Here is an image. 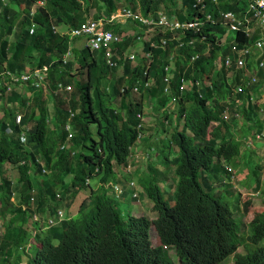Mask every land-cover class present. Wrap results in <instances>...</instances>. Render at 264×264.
I'll list each match as a JSON object with an SVG mask.
<instances>
[{"label": "trees", "instance_id": "16d2710c", "mask_svg": "<svg viewBox=\"0 0 264 264\" xmlns=\"http://www.w3.org/2000/svg\"><path fill=\"white\" fill-rule=\"evenodd\" d=\"M35 1L4 0L0 4V70L20 74L45 64L52 93L59 81L72 85L73 90L68 93V108H55L53 129L48 125L41 92L35 98L37 114L34 109L27 111V100L12 107L6 105V100L1 108L0 217H9V220L4 224L0 239V264H6L9 258H13L12 264H19L21 254L17 249L32 237L39 241L28 254L27 264H173L170 248L174 249L179 264H221L230 255L233 264H264V198L263 208L242 224L235 218L239 193L227 195L231 192L229 182L233 174L227 165H232L238 155L244 156V146L249 156L256 151L244 145L246 136L235 135L233 126L243 125L242 130L262 133L261 107L257 100L245 103L248 87L244 84L246 77L242 69L235 66L228 69L223 65L220 71L214 72L217 57H233L232 45L239 49L259 36L256 25L249 37L244 32V20L232 29L224 16L228 10L240 18L250 16L248 0H201L200 3L182 0L179 8L174 7V0H138L144 13L155 10L164 1L170 20L190 19L198 13L202 23L197 29H184L183 34L178 33V38H170L169 31L165 48L161 43L165 32L159 28L148 39L140 38L144 54L133 64L122 52L144 34L145 27L140 25L134 34L116 43L120 58L112 56L116 61L112 66L105 60L97 63L94 53L102 57L103 51L83 46V42L79 43L82 36L60 34L52 27L59 23L69 27L81 24L90 0H44L43 4ZM94 1L97 5L99 0ZM105 1L110 13L116 3ZM128 5L137 8L135 0H128ZM31 22H35L32 32ZM104 26L114 29L113 22H106ZM114 31L120 33L121 26ZM69 47L81 68L79 73L75 71L74 59L63 61L62 56ZM33 53L38 55L36 59ZM192 55L195 57L191 58ZM164 62L172 63L169 93L164 90ZM118 66L122 74L118 81H113ZM200 70L211 79V87L194 86L190 92H180V78L194 79L192 74L197 77ZM83 71L84 81L71 75ZM229 71L230 77L227 76ZM258 78L261 82L264 80V66L259 69ZM238 84L243 87L241 92L234 91ZM14 85L28 92L35 91L28 81ZM137 85L139 91L134 92ZM133 93L140 94V98L135 99L137 95ZM145 94L146 98L154 97L158 107L165 111L163 122L168 121L167 106L174 101L176 118L183 120V125L167 136V149L176 145L179 155L172 156L165 145L158 153L159 161H155L154 166L149 163V170L135 181L134 175L122 167L127 166L132 148L144 132ZM18 95L12 91L9 101L13 103ZM226 109L230 113L228 120H225ZM16 111L24 112L21 124L14 121ZM31 122L34 124L25 132L26 142L22 144L18 139L21 126ZM67 123L73 127L71 138L65 129ZM7 127L12 130L10 135ZM66 138L70 139V145L65 147ZM159 163L160 168L156 166ZM7 166L18 170L15 180L9 176ZM117 167L121 174L117 173ZM263 167V161H258L249 170L256 187L261 182ZM132 182L143 186L144 193L152 200L151 209L157 215L131 212L128 216L121 215L119 197L135 191L133 195L139 200L141 190L125 186L129 183L135 187ZM168 182L172 187L170 191L164 188ZM80 191L85 193L81 194L76 210L71 209L72 202L68 203V214L73 215L67 214L63 219L48 223L46 229L42 228L45 221L32 217L35 213L54 214L58 194V197L73 198ZM13 195L15 202L11 199ZM232 198H235L234 210ZM251 204L250 198L244 199L240 210L247 213ZM26 223L31 224L34 231L26 228ZM152 225L160 238L157 245L151 240ZM253 243L255 247L250 248ZM241 245L245 247L244 252L237 250Z\"/></svg>", "mask_w": 264, "mask_h": 264}, {"label": "rangeland", "instance_id": "374dc122", "mask_svg": "<svg viewBox=\"0 0 264 264\" xmlns=\"http://www.w3.org/2000/svg\"><path fill=\"white\" fill-rule=\"evenodd\" d=\"M114 3H116V6L121 7V6H129L128 5V0H113ZM165 2L162 1L159 6L155 9V10H160V11H166V8L164 6ZM84 5H86L84 3ZM182 5V0H174V7L175 8H179ZM88 7V12H87V16L88 17H92V18H99L101 16H105L107 17V2L105 0H99L98 4L96 5V2L94 0H90V4L87 5ZM140 11H143V8L140 7L139 9ZM100 14L101 16L99 17H95V14ZM87 17V18H88ZM174 20H178V18H173ZM122 20V19H121ZM108 23H112V21L108 22ZM116 26L114 27L113 30L117 29L118 26H121L122 31L119 33V35L122 37V35H126V34H131L133 32L136 31V27L133 26V22L129 21L126 23H120L117 24L115 23ZM59 29L61 31H68L70 29L69 26L64 25V24H60ZM138 28V27H137ZM159 29L163 30L165 32V35L163 34V36L161 37V43L163 48L166 47L167 43L169 42V31L166 30V28L164 27V25H160L158 27ZM174 32H178L180 34H183V30L182 29H175ZM150 37V33L148 32H144V34L142 35L141 39H148ZM13 36L11 37V40H13ZM225 38H222V41H224ZM138 41V42H137ZM83 42L82 44H84V38L82 37L81 39H79V43ZM143 47V42L141 40H136L135 44H131V47L129 48V51H131V53L133 51H135L137 53L136 58L133 59V64H135L138 59L137 57H139V55L144 54V51H142ZM146 55H148V58H151V54L147 53ZM257 55V53L252 55V61H246L245 65L243 66V68H241L245 74H249L252 72V69L250 68V66L247 64L249 63L250 65H253V61H255V56ZM38 57V55L36 53H33V59H36ZM73 55L70 54L69 56H67V59L70 60L72 59ZM75 63V71H77V73H79V71L81 70L79 63L77 61V59H74ZM102 57L98 56L97 61L101 62ZM172 66V64H171ZM234 65H232L233 68ZM0 70V72L4 71ZM163 71H164V77L165 75H167L169 73V63L164 62L163 64ZM200 72H202V70H200ZM122 74V68L121 66H118V68L116 69V72L113 76V81H118V79L120 78ZM71 75H74V79H81V80H85L86 79V74L85 71L82 72V74H75L72 73ZM155 79L152 78L151 82L154 83ZM263 83V82H261ZM184 84V83H183ZM186 87H188L190 85L189 81L186 82ZM203 86V84H201V87ZM72 90H73V86L71 85ZM110 90V88H109ZM187 90V88L185 89ZM13 92L18 93L20 95H18V98H15L13 101L15 103L10 102L9 98L6 102V105L8 107H12L15 104H18L21 100H27V111H30V109H34L35 114L38 113V109L36 107V102L35 98L37 97V95L39 94V92H41L42 94V98L41 100H44V106L47 108V114H48V125L50 129H53V124L52 121L55 117L54 114V110L56 107H62L64 109L68 108V93H64V92H57L54 91L53 93L48 90L46 87H44V89H37L34 92H28L27 89H25L24 87L21 86H17L15 88H13ZM134 95H137V93H133ZM257 98H256V97ZM140 98V94L137 95L135 97V99H139ZM106 99L108 100V94L106 95ZM256 99L261 103L264 104V91L261 90L258 93H255L254 95V100L256 101ZM118 99L114 102L115 106L118 105ZM145 104H144V112H143V116H142V125L144 127V131L141 134V138L139 139V141L137 142L138 145H136L135 147L132 148V153L130 158L128 159V164L127 166L122 167V170H124L127 173H133L135 172L133 175L136 181H138V178L140 176H142V174H144L145 172H147L149 170V163H151V165L154 166L153 163H157V161H159V155L158 153L162 151L163 148H165V145H167L166 149L168 148V142H167V136L169 134L172 133V131L174 130V128H176L177 126L180 128L183 125V120L178 121V119L176 118V103L174 101H170L168 104V113H169V118L168 121L163 122V116H165V111L162 108L158 107V103L157 100L154 97H148L145 100ZM251 101H253V98L251 99ZM113 102V101H112ZM188 104V103H187ZM2 113V109H0V115ZM261 115L264 114V112L260 113ZM262 120H264V115L262 116ZM165 123V124H164ZM34 123L31 122L30 125L27 126L28 129L31 128V126ZM92 125V124H91ZM26 125H22L21 128H25ZM66 126V125H65ZM243 125H240V127H234L233 132L235 133V135L237 136H241V135H245L247 138L249 135L252 134V130L247 131V130H242L241 127ZM69 129L71 132H73V127L71 126V124H69ZM91 129L95 132V127L92 126ZM27 130H25L26 132ZM56 130L53 131V135L55 134ZM185 132H188L189 134H191V132L189 131V129H185ZM244 140V139H242ZM70 145V143H66L65 147ZM245 145V143H244ZM256 151L255 153H251V155H248V150L247 148L244 146V156L242 154L238 155L236 158V161H232V165L228 164L227 166H231L233 167V171H231L232 177L230 180V188H231V192L227 195H235L237 193H239L238 196V201H237V205H235L236 210H235V218L243 224L246 223L247 221H249L252 216L253 213L256 211H260L263 208L262 205V198H264V167L262 168L261 171V182L259 184L258 187H256V182L255 179L249 175V170L255 165V163H258V161H263L264 164V140L262 141H256L254 145H252ZM167 152H169L172 156L173 155H179L178 153V148L176 145H172L169 149H167ZM157 167H161V163L156 164ZM117 173L121 174L122 171L120 169V167H117ZM6 170L9 171V176L15 180L18 177V170H16V168L12 167V166H7ZM173 174V172H172ZM170 182V181H169ZM168 184L164 185V188H166V190L170 191L172 190V187ZM171 183V182H170ZM129 186V187H133L136 190H141V193L139 195V200H136V198L134 197L133 193L135 192H130L128 194L122 195L121 197H119V200H117L118 202V208L119 211L121 213V215L124 216H128L129 212L131 213H144L147 214L151 217L157 215V212L153 211L151 209V205H152V200L146 195V193H144L143 191V186L141 184H137L136 182L133 183L134 186H130V184L125 183V186ZM128 187V188H129ZM224 188V187H223ZM256 191H258V193L256 194H250V193H255ZM85 191H80V193H78L75 197H70L69 195H67L65 198L62 197H58V195L56 196L57 201H58V208L63 209V211L65 212V215L68 214L69 212V207H68V203H71V209L72 210H76L77 204L80 201L81 198V194H84ZM138 196V193L135 195ZM226 196V194H225ZM143 197V199H142ZM227 197V196H226ZM141 198V199H140ZM169 198V197H168ZM246 198H250L252 201V204L250 206V210H248L247 213H243L240 210L241 205H243L244 203V199ZM12 201H16V197L13 195L12 196ZM173 198H169V200H172ZM234 199L232 198L231 203H232V209L234 210ZM139 201H141V204L139 203ZM138 204V205H137ZM137 206H139L140 209H136ZM149 209V210H147ZM10 214V213H9ZM8 214V216H9ZM69 215H73V214H68ZM9 220V217H0V239L4 234V224H7ZM25 227H30V224H25ZM246 231H247V226L245 227ZM31 231H34L32 228H30ZM42 229H39V232H41ZM244 232V231H243ZM250 232V231H249ZM150 233H151V239L154 245H157L160 243V238L159 235L157 233V229L154 225H152V227L150 228ZM245 234H247L248 232H244ZM39 240L35 239V238H31L30 239V246L27 247V252L23 251L21 252L20 250L22 249V247L20 246L17 250L20 252L21 257L20 260L21 262L19 264H27V258H28V254H30L31 252L34 251V247L37 245ZM264 241V240H263ZM255 243H253L251 245L250 248H254L255 247ZM240 250L241 252L245 251V247L243 245L239 246V248H237V250ZM170 254H171V258L173 260V264H179L178 263V257L175 254L174 250L172 248H170ZM12 260L13 258H9L8 262L6 264H12ZM234 260L232 255H230V257L226 258L221 264H233Z\"/></svg>", "mask_w": 264, "mask_h": 264}, {"label": "built area", "instance_id": "2783aa9c", "mask_svg": "<svg viewBox=\"0 0 264 264\" xmlns=\"http://www.w3.org/2000/svg\"><path fill=\"white\" fill-rule=\"evenodd\" d=\"M200 0H198L199 2ZM247 11L251 13L250 16L245 18H240L236 16V14L228 10L224 12V16L229 20L230 28L235 29L238 27V24L241 20L245 21L244 32L246 36L251 37V34L254 31L255 25L259 28V36L251 43L242 48H237L235 45L231 46V50L235 55L231 57V55H227L224 59L220 58V61L230 68V66L234 65L236 69H241L245 65V62L248 59H251L252 55L257 53L255 59L257 60L255 68L249 74H244L246 77L244 84L246 86H252L256 84L258 81L257 73L260 68L264 66V0H248L247 3ZM122 15L130 16L134 15L135 17H139L144 22L147 23H156L158 25H164L166 29H188L193 28L197 29L198 26L202 23L200 15H196L192 19L186 20H169L165 15L161 14L158 19H153L149 17H143L138 14H133L128 9H122ZM207 16H210L207 14ZM253 21H255V25H253ZM103 19L99 18H92L88 17L81 25L74 26L69 30V33L72 36L84 35L85 36V45L89 46L92 49H97L101 45H105L107 43L118 41L120 37L114 34L111 30L104 29L103 27ZM34 24H32L31 30H33ZM105 49V56L108 63H111L109 56L112 54L110 47L104 48ZM70 53L68 49L64 54V60L66 59L67 55ZM131 57H134V53L130 54ZM47 79V65L38 66V68H34L33 70L22 72L20 75L11 73L8 70H4L0 72V105L3 102V97L9 93L11 87L14 86V83L17 82H31L34 88L39 89L45 85V81ZM235 92H241L243 87L238 84L234 87ZM57 90L59 91H70L71 87L69 85L63 86L61 83L57 84ZM135 91L138 88L134 89ZM252 99V97L250 98ZM225 120H228L230 117L229 109L225 110ZM22 114L17 113L15 122L19 123L21 120ZM65 129L69 132L68 138L71 137L72 132L69 129V124H66ZM6 132L11 134L12 130L10 128L6 129ZM256 141H260L264 138V130L262 133H254L253 134ZM18 139L21 143L26 141L25 133H20ZM247 143H251L247 142ZM231 169V168H230ZM133 184V182L131 183ZM116 188V185H114ZM62 210H57L58 215H62ZM37 218V217H36ZM49 221H52L49 219Z\"/></svg>", "mask_w": 264, "mask_h": 264}, {"label": "clouds", "instance_id": "9594fccd", "mask_svg": "<svg viewBox=\"0 0 264 264\" xmlns=\"http://www.w3.org/2000/svg\"><path fill=\"white\" fill-rule=\"evenodd\" d=\"M2 2H4V0H0V4H2ZM36 3H38V4H43V2H44V0H36L35 1ZM197 2H198V0H197ZM201 2V0L198 2V3H200ZM135 3H136V5H137V8L136 9H133V7H131V6H121V7H115L113 10H111V12L110 13H107V17H105V16H101V17H99V18H101V19H103V25H104V23H106V22H110V21H112V22H122V23H126V22H128V20L129 21H131V22H133V26H135L136 27V30H137V27H140V25H143L145 28H144V30H145V32H148V33H150V36H152L153 35V33L155 32V30H157L158 29V27L160 26V25H158V24H156V23H147V22H144L142 19H140L139 17H135L134 15H130V16H126V15H122L121 14V11H122V9H128V10H130L133 14H138V15H140V16H143V17H149V18H153V19H158L159 17H160V15L161 14H163V15H165L168 19H169V17H168V15L166 14V12H164V11H160V10H151L149 13H144V12H142V11H140L139 9H140V7H141V5L139 4V2H138V0H136L135 1ZM202 6H204V4H202ZM196 15H199L198 13L197 14H195L192 18H194ZM87 15H86V18H85V20L87 19ZM99 18H96V19H99ZM192 18H190V19H192ZM122 19V20H121ZM170 20V19H169ZM180 20V19H179ZM183 20H186V19H183ZM137 21V22H136ZM84 22V21H83ZM82 22V23H83ZM81 23V24H82ZM32 24H34V27H35V22H31V26H30V32H32L33 30H31V28H32ZM81 24H79V25H81ZM79 25H77V26H79ZM34 27H33V29H34ZM52 27H53V29L56 31V32H58V33H69V30L72 28V27H74V26H72V27H70V29L68 30V31H61L60 29H59V27L57 26V24H53L52 25ZM103 27V26H102ZM166 28V27H165ZM104 29H106L105 27H104ZM114 34H116V35H118L119 37H120V39L118 40V41H114V42H109V44H110V50H111V52H112V54L109 56V58H110V60H111V63H108L107 62V60H106V56H105V49H104V47H103V45H101L99 48H97V49H92V48H90L89 46V48L91 49V50H93V51H95V50H102L103 51V53H102V60H105V62L109 65V66H112V65H114L115 63H116V61L112 58V56H115V57H118V58H120V54H119V48L117 47V44L116 43H118L119 41H121L122 40V38H124L125 36H127V35H130V33L129 34H126V35H122V37L119 35V32H115L113 29H110ZM136 32V31H135ZM135 32H133V33H131V34H134ZM69 35L71 36V37H77V36H72L70 33H69ZM78 36H83V38H84V43H85V36L84 35H78ZM141 37L139 36L137 39H140ZM138 42V41H137ZM72 45V43L70 44V46ZM131 47V44H130V46L124 51V52H122V55H124V56H127V57H129V58H131L132 60L134 59V58H136V56H137V53L135 52V51H133L132 53H134V57H131L130 56V54H132L131 53V51H129V48ZM142 48V47H141ZM69 50H71L72 51V49H71V47H69L68 48ZM67 49V50H68ZM65 54V53H64ZM64 54H63V56H64ZM70 54H72L71 52L67 55V56H69ZM62 56V57H63ZM195 56L194 55H192V57L191 58H194ZM220 58L221 59H224V58H222V57H217L215 60H214V72H217V71H220L222 68H223V65H225V64H223L222 65V63H221V61H220ZM137 59H138V57H137ZM65 60H67V57H66V59ZM63 61H64V57H63ZM44 65V64H43ZM42 66V65H41ZM35 68H38V66H35ZM34 69V68H33ZM32 69V70H33ZM6 70V69H5ZM28 71H30V70H28ZM24 72H26V71H24ZM12 73V72H11ZM21 74V73H20ZM20 74H17V75H20ZM47 76H48V66H47ZM230 77V76H229ZM258 77V76H257ZM245 81V80H244ZM263 83H261V81H260V79L258 78V81H257V83L256 84H253L252 86H247L248 87V91H247V96H248V98H247V100L245 101V103L246 104H250V103H254V102H256L255 100H254V95H255V93H258L259 91H261V90H263L264 91V80L262 81ZM241 85V84H240ZM20 86V85H19ZM237 86V85H236ZM15 87H17V86H12L11 87V90L9 91V93H7V95L5 96V97H3V102H2V104L0 105V109L2 108V106H3V104L5 103V101L6 100H8V96L11 94V92L13 91V88H15ZM136 88V86L133 88V91H135L134 89ZM254 89L256 90V89H258V90H256V91H254ZM35 90H37L36 88H35ZM253 98V101H251V99L250 98ZM256 97V96H255ZM257 98V97H256ZM257 100V99H256ZM258 101V100H257ZM7 102V101H6ZM259 105H260V107H261V109H260V113L261 112H264V106H262L263 104H261L259 101L257 102ZM17 113H20V114H22V116H21V119H22V117H23V115H24V112L23 113H21V112H18V111H16L15 112V118H16V115H17ZM264 114H262L261 115V117L263 116ZM2 116V113H1V115H0V117ZM15 118H14V121H15ZM16 123V122H15ZM16 124H21V120H20V122L19 123H16ZM7 128H9V127H7ZM6 128V129H7ZM25 130H30V129H28L27 128V126H25V128H22V131H21V133L23 132V133H25ZM255 132H252V134L251 135H249L247 138H245V141H244V143H245V145L246 146H250V147H252L253 148V146L252 145H254L255 143H253V140H255V138H254V136H253V134H254ZM9 134V133H8ZM10 135V134H9ZM69 135V134H68ZM25 137H26V134H25ZM71 137H72V135H71ZM70 137V138H71ZM262 140H264V138L262 139ZM262 140H260V141H262ZM20 141V140H19ZM250 141H252V144L250 143H247V142H250ZM26 142V141H25ZM24 142V143H25ZM255 142H256V140H255ZM24 143H22V144H24ZM228 168H231L230 169V171H233V167H231V166H229ZM256 193H258V191H256L255 193H250V194H256ZM59 195V194H58ZM62 210V215H58L57 214V210ZM57 210H56V212L54 213V214H48V215H46V216H42V215H39L38 213H35L34 214V216H32L34 219H36V220H38V221H45V224L44 225H42V228L43 229H46L47 228V224L48 223H53V222H55V221H57V220H60V219H63V218H65L66 217V215H65V212L63 211V209H61V208H57ZM37 217V218H36ZM49 219H51L52 221H49ZM30 223H31V220H30ZM31 225V224H30ZM152 227V226H151ZM26 228H28V229H30V228H32L33 229V227H26ZM31 231V230H30ZM37 229L35 230V233H37ZM158 233V232H157ZM150 235H151V233H150ZM152 240V239H151ZM23 245V244H22ZM22 245H20L21 247H22V249H21V251L23 252V251H26L27 252V247L28 246H30V242H26L25 243V245L24 246H22ZM19 246V247H20ZM165 247H168V246H166V245H164ZM26 247V248H25ZM173 249V248H172ZM174 250V249H173ZM175 252V251H174Z\"/></svg>", "mask_w": 264, "mask_h": 264}, {"label": "crops", "instance_id": "0c3cea01", "mask_svg": "<svg viewBox=\"0 0 264 264\" xmlns=\"http://www.w3.org/2000/svg\"><path fill=\"white\" fill-rule=\"evenodd\" d=\"M136 1V0H135ZM254 23H255V21H253ZM60 24H64V25H66L65 23H59V24H57V26H59ZM113 25H114V27L116 26V24H114V22H113ZM253 25H255V24H253ZM106 29H108V30H110V28H107L106 26H104ZM166 30H168V31H170L171 33H172V35L170 36V38H174V37H179V34H178V32H174L175 31V29H172V30H170V29H166ZM83 37V36H82ZM225 38V37H224ZM225 41V40H224ZM178 44H180V41H178L177 42ZM83 46H87V45H85V43L84 44H82ZM103 47L104 48H108V47H110V44L109 43H107V44H105V45H103ZM70 52L72 53V55H73V52L70 50ZM94 56H95V59H96V62L97 63H101V62H99V61H97V58H98V56H100L99 54H98V52H95L94 53ZM171 56H172V54H171ZM72 59H74V55H73V57H72ZM68 60V59H67ZM71 60V59H70ZM64 61H66V60H64ZM248 61H252V58L251 59H248ZM256 63H257V60L255 59V61H253V65L251 64V65H249L250 66V68L253 70L254 68H255V66H256ZM171 64L172 63H170L169 64V73L167 74V75H165V77H164V81H165V93H169V91H170V87H169V85H170V83H171V79H172V77H173V73L171 72V68H172V66H171ZM247 64H249V63H247ZM230 68H232V66H230ZM230 68H228V69H230ZM259 71V70H258ZM204 73H206L204 70H202V72H200L199 71V75L197 76V77H195V75H193L192 74V76L194 77V79L193 78H188V79H186L184 76H182L181 78H180V83H179V90H180V92H190V91H192V89H193V87L194 86H196V87H200L201 86V84H203V86H205V87H207V86H209V87H211V79L210 78H207L206 77V75L204 74ZM243 73H244V71H243ZM203 74V76H201ZM245 74V73H244ZM227 76L229 77L230 76V71L227 73ZM257 76H258V73H257ZM212 77V76H211ZM187 81H189V83H190V85L188 86V87H186V82ZM58 83H61L63 86H65L61 81H59ZM57 83V84H58ZM184 83V84H183ZM57 84H56V88H55V90L54 91H57V92H64V93H70L71 92V90H72V87H71V85H69V84H67V85H69L70 87H71V90L70 91H59V90H57ZM111 84V83H110ZM44 87H46L48 90H50V88H49V83H48V76H47V79H46V81H45V85L43 86V87H41V88H39V89H44ZM110 88V87H109ZM136 88H138V90L137 91H139V86L137 85L136 86ZM187 88V90H185ZM108 89V88H107ZM255 90V89H254ZM134 92H136V91H134ZM152 98V97H151ZM144 99H146V94L144 95ZM145 102V101H144ZM13 103H15V102H13ZM67 124H70V123H67ZM145 130V129H144ZM145 132V131H144ZM66 143H70V139H67L66 138V141H65V143H64V145L66 144ZM136 145H138V144H136ZM135 145V146H136ZM134 146V147H135ZM135 172H133L132 174H134ZM134 179V178H133ZM135 180V179H134ZM136 181V180H135ZM139 203H140V201H139ZM138 205V204H137ZM137 207H139V206H137Z\"/></svg>", "mask_w": 264, "mask_h": 264}, {"label": "bare ground", "instance_id": "6f19581e", "mask_svg": "<svg viewBox=\"0 0 264 264\" xmlns=\"http://www.w3.org/2000/svg\"><path fill=\"white\" fill-rule=\"evenodd\" d=\"M217 14V13H216Z\"/></svg>", "mask_w": 264, "mask_h": 264}]
</instances>
